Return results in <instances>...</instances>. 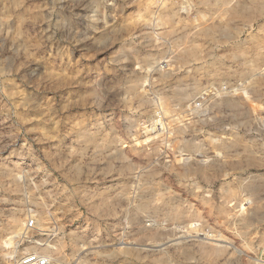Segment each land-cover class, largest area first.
<instances>
[{"label":"rangeland","instance_id":"374dc122","mask_svg":"<svg viewBox=\"0 0 264 264\" xmlns=\"http://www.w3.org/2000/svg\"><path fill=\"white\" fill-rule=\"evenodd\" d=\"M263 249L264 0H0V264Z\"/></svg>","mask_w":264,"mask_h":264},{"label":"built area","instance_id":"2783aa9c","mask_svg":"<svg viewBox=\"0 0 264 264\" xmlns=\"http://www.w3.org/2000/svg\"><path fill=\"white\" fill-rule=\"evenodd\" d=\"M28 226H33V221H30ZM260 261L264 264V249L260 255ZM21 264H49V260L46 256H41L37 253H29L23 257Z\"/></svg>","mask_w":264,"mask_h":264}]
</instances>
